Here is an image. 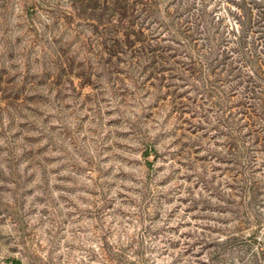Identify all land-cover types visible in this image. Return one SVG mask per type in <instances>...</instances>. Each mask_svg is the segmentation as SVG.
Returning a JSON list of instances; mask_svg holds the SVG:
<instances>
[{"label": "rangeland", "instance_id": "obj_1", "mask_svg": "<svg viewBox=\"0 0 264 264\" xmlns=\"http://www.w3.org/2000/svg\"><path fill=\"white\" fill-rule=\"evenodd\" d=\"M235 3L0 0V264H264Z\"/></svg>", "mask_w": 264, "mask_h": 264}, {"label": "trees", "instance_id": "obj_2", "mask_svg": "<svg viewBox=\"0 0 264 264\" xmlns=\"http://www.w3.org/2000/svg\"><path fill=\"white\" fill-rule=\"evenodd\" d=\"M242 2L243 5L235 3L236 15L233 17L236 21L227 34L230 36L231 33L233 40L226 42L231 43V47L226 51L223 49L222 54L237 58L241 64L252 61L261 63V60H264L261 58V55L264 56V0Z\"/></svg>", "mask_w": 264, "mask_h": 264}]
</instances>
